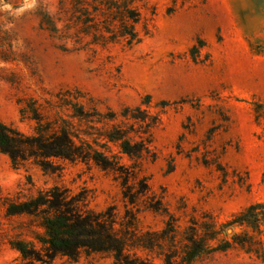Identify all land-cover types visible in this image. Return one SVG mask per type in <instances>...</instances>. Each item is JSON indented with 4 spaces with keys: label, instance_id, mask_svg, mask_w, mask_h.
I'll return each instance as SVG.
<instances>
[{
    "label": "rangeland",
    "instance_id": "374dc122",
    "mask_svg": "<svg viewBox=\"0 0 264 264\" xmlns=\"http://www.w3.org/2000/svg\"><path fill=\"white\" fill-rule=\"evenodd\" d=\"M60 1L0 0V122L31 133L34 121L22 109L28 102L53 117L68 113L57 104L67 98L115 112L103 126L122 122L132 141L145 140L149 154L131 160L109 143L119 161L115 172L93 161L57 162L51 172L31 160L14 165L0 152V264L110 262L97 254L77 263L48 254L35 238L43 231L37 217L6 214L5 198L23 201L53 186L67 189L82 208L114 206L117 222L129 208L137 229L153 231L166 217L136 209L154 194L180 226L202 214L222 222L264 202V0H145L155 15L146 31L137 25L140 40L131 46L90 44L73 28L50 34L40 24L42 14L57 16ZM124 109L137 119L121 118ZM262 229L255 236L264 246ZM18 244L30 255L22 256ZM137 255L162 264L155 252ZM191 264L264 261L230 248Z\"/></svg>",
    "mask_w": 264,
    "mask_h": 264
},
{
    "label": "trees",
    "instance_id": "16d2710c",
    "mask_svg": "<svg viewBox=\"0 0 264 264\" xmlns=\"http://www.w3.org/2000/svg\"><path fill=\"white\" fill-rule=\"evenodd\" d=\"M59 9L57 16L42 14L43 28L53 35L73 28L77 38L90 37V44L122 42L131 46L138 43L137 25L141 24L146 31L147 20L155 15V8L145 0H61ZM57 22L62 23L61 28ZM57 104L68 107V113L62 115L55 111L50 117L34 102L22 108L34 121L31 133L0 122V152L8 155L12 164L31 160L42 170L53 172L57 162L93 161L101 170L115 172L119 161L109 143L131 160L148 157L145 140L132 141L130 131L122 122L103 126L117 118L115 112L100 113L93 107L86 109L78 101L61 97ZM119 116L137 119L127 109ZM96 123L102 126L96 127ZM216 169L225 176L222 168ZM128 195L124 193V199L133 204L134 198ZM2 204L7 215L25 213L37 217L43 231L35 238L41 248L69 263H77L82 255L97 254L111 259L105 264H152L137 255V251H142L155 252L162 264H191L202 255L230 248H239L264 261V246L255 236L263 231L264 202L250 203L222 222L202 214L191 216L186 225L180 226L163 205L162 197L154 194L142 210L136 211L166 217L159 231L137 229V216L129 208L125 209L124 221L117 222L112 205L100 211L79 207L67 189L57 186L39 190L23 201L5 198ZM14 247L22 256L30 255L22 244Z\"/></svg>",
    "mask_w": 264,
    "mask_h": 264
}]
</instances>
